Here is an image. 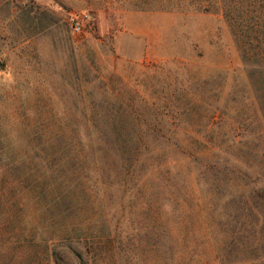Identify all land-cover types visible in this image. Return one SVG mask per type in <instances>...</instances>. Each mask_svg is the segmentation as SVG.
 <instances>
[{"label": "rangeland", "instance_id": "374dc122", "mask_svg": "<svg viewBox=\"0 0 264 264\" xmlns=\"http://www.w3.org/2000/svg\"><path fill=\"white\" fill-rule=\"evenodd\" d=\"M263 54L264 0H0V264H264Z\"/></svg>", "mask_w": 264, "mask_h": 264}, {"label": "trees", "instance_id": "16d2710c", "mask_svg": "<svg viewBox=\"0 0 264 264\" xmlns=\"http://www.w3.org/2000/svg\"><path fill=\"white\" fill-rule=\"evenodd\" d=\"M240 38L239 37H237V43H238V41H240L239 40ZM240 43H241V41H240ZM264 55V54H263ZM242 56H243V61H244V57L246 58L247 56H246V54H245V52L243 51L242 52ZM251 56L252 57H254L255 59H254V61H255V63H257V61H258V58H256L257 57V54L256 53H252L251 54ZM247 59H249V58H247ZM261 60V59H260ZM255 67V69L257 68V66H254ZM264 134V133H263ZM238 139H241V137L240 138H238ZM212 151H214V150H209V151H207V152H202L200 155L201 156H203V157H206V158H210V156L208 155V154H210V153H213ZM260 184H259V182H255V184H254V188L256 189V190H258L257 192H260L263 196H264V186H259ZM255 193V192H254ZM256 194H258V193H256ZM194 200V196L192 195V193L191 194H187L184 198H183V200H182V202H181V204H180V206H181V213L182 214H184V213H186V214H188L189 212H190V210H188V205H190V202H192ZM185 207L187 208V210L185 209Z\"/></svg>", "mask_w": 264, "mask_h": 264}, {"label": "built area", "instance_id": "2783aa9c", "mask_svg": "<svg viewBox=\"0 0 264 264\" xmlns=\"http://www.w3.org/2000/svg\"><path fill=\"white\" fill-rule=\"evenodd\" d=\"M90 20L89 14L81 13L71 17L70 29L74 34H80L85 28V23Z\"/></svg>", "mask_w": 264, "mask_h": 264}]
</instances>
